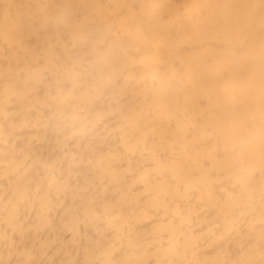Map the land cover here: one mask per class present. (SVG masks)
Masks as SVG:
<instances>
[{"label":"bare ground","instance_id":"1","mask_svg":"<svg viewBox=\"0 0 264 264\" xmlns=\"http://www.w3.org/2000/svg\"><path fill=\"white\" fill-rule=\"evenodd\" d=\"M0 264H264V0H0Z\"/></svg>","mask_w":264,"mask_h":264}]
</instances>
